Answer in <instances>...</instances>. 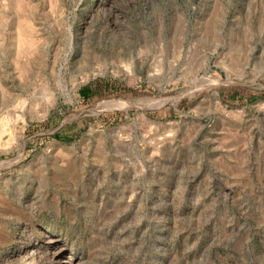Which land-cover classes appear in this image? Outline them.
I'll list each match as a JSON object with an SVG mask.
<instances>
[{
  "label": "rangeland",
  "instance_id": "1",
  "mask_svg": "<svg viewBox=\"0 0 264 264\" xmlns=\"http://www.w3.org/2000/svg\"><path fill=\"white\" fill-rule=\"evenodd\" d=\"M0 264H264V0H0Z\"/></svg>",
  "mask_w": 264,
  "mask_h": 264
},
{
  "label": "bare ground",
  "instance_id": "2",
  "mask_svg": "<svg viewBox=\"0 0 264 264\" xmlns=\"http://www.w3.org/2000/svg\"><path fill=\"white\" fill-rule=\"evenodd\" d=\"M5 93H6V92H5ZM6 94H7V93H6ZM2 95L5 96V94H2ZM3 96H2V97H3ZM5 97H6V96H5ZM4 99H5V98L3 97V100H4ZM9 99H10L9 96H7V99H6V100L8 101ZM6 100H5V101H6Z\"/></svg>",
  "mask_w": 264,
  "mask_h": 264
}]
</instances>
